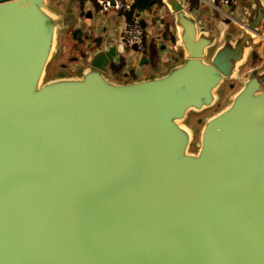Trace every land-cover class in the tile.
Returning <instances> with one entry per match:
<instances>
[{"label": "water", "instance_id": "water-1", "mask_svg": "<svg viewBox=\"0 0 264 264\" xmlns=\"http://www.w3.org/2000/svg\"><path fill=\"white\" fill-rule=\"evenodd\" d=\"M76 2L0 0V264H264V0L244 22L162 0L163 74L112 79L114 44L47 78Z\"/></svg>", "mask_w": 264, "mask_h": 264}, {"label": "crops", "instance_id": "crops-1", "mask_svg": "<svg viewBox=\"0 0 264 264\" xmlns=\"http://www.w3.org/2000/svg\"><path fill=\"white\" fill-rule=\"evenodd\" d=\"M69 1L47 0L51 7L58 10H64ZM137 1L135 0V5ZM182 2L193 13H211L215 16L222 14L228 18L244 22L251 0H236L231 6L225 7L222 13L212 10L202 0H182ZM145 7L144 9H135L136 15L140 16L141 21L146 24V51L144 54H137L136 51L132 48H127L119 40L123 25L130 19L129 14H120L115 11L101 14L96 0H77L74 6L77 20L67 30L71 34L70 42L73 41V37L83 40L80 43L75 41L72 44L70 43V46L75 45L82 52L79 57L72 58L76 62L83 61L76 71L88 65L97 53L108 49L114 44L118 45L119 53L113 64L120 67V70L111 71L109 69L108 75L118 82L134 81L160 75L169 70L174 64L181 62L184 59L182 50L177 48V50L172 51L173 40L179 44L178 33L174 20L162 0H150ZM228 28L230 27L225 26V30ZM241 30L240 27L237 28L238 33ZM263 39L264 33L262 44L252 54L246 73L250 72L255 65L257 67L264 63ZM144 59L146 61H143Z\"/></svg>", "mask_w": 264, "mask_h": 264}, {"label": "built area", "instance_id": "built-area-1", "mask_svg": "<svg viewBox=\"0 0 264 264\" xmlns=\"http://www.w3.org/2000/svg\"><path fill=\"white\" fill-rule=\"evenodd\" d=\"M212 10L222 13L225 7L231 6L236 0H202ZM101 14L115 11L120 14H129L130 19L125 22L119 34V40L127 48L136 46L137 54H144L146 32L142 26L140 16L136 15L135 0H96ZM264 40V39H263Z\"/></svg>", "mask_w": 264, "mask_h": 264}, {"label": "rangeland", "instance_id": "rangeland-1", "mask_svg": "<svg viewBox=\"0 0 264 264\" xmlns=\"http://www.w3.org/2000/svg\"><path fill=\"white\" fill-rule=\"evenodd\" d=\"M73 41L76 43H80L83 40H79L80 38L73 37ZM71 41V34L70 31H65L61 33L60 40H59V45H60V54L59 56L52 62V64L49 67L48 75L47 78H52L57 75L59 72H68V73H74L78 66L82 64L83 61H74L72 58L73 57H79L81 55V51L78 50V48L75 47V45L70 46V43L72 44ZM63 66H66L65 68ZM248 66H246L243 70V73L245 74L248 70ZM230 84L233 85V88H230ZM227 83L226 86L222 89L223 92V98L221 101V105L219 107L214 108L213 110L207 111L201 115H191L188 124L192 126L195 131H196V142L199 139V133L202 128V121L221 109L225 103L227 102L228 97L235 92L239 88V83L238 82H231ZM192 150L195 151L196 147L195 145L192 147Z\"/></svg>", "mask_w": 264, "mask_h": 264}, {"label": "trees", "instance_id": "trees-1", "mask_svg": "<svg viewBox=\"0 0 264 264\" xmlns=\"http://www.w3.org/2000/svg\"><path fill=\"white\" fill-rule=\"evenodd\" d=\"M148 2H150V0H138L136 5H135V7H134V10L135 9H144V8H146L145 6L148 4ZM256 59H257V55H256ZM109 69L111 71H119L120 67H117V65H115V64H111Z\"/></svg>", "mask_w": 264, "mask_h": 264}, {"label": "flooded vegetation", "instance_id": "flooded-vegetation-1", "mask_svg": "<svg viewBox=\"0 0 264 264\" xmlns=\"http://www.w3.org/2000/svg\"><path fill=\"white\" fill-rule=\"evenodd\" d=\"M230 84V83H229ZM230 86H231V88H233V85L232 84H230ZM239 87H240V85H239Z\"/></svg>", "mask_w": 264, "mask_h": 264}]
</instances>
